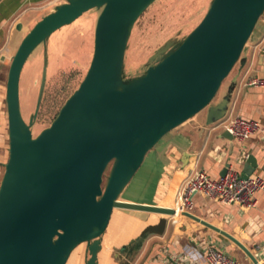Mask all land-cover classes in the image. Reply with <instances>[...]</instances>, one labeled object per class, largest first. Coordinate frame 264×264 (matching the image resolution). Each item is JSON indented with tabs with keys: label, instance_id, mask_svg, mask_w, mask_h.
Segmentation results:
<instances>
[{
	"label": "water",
	"instance_id": "obj_1",
	"mask_svg": "<svg viewBox=\"0 0 264 264\" xmlns=\"http://www.w3.org/2000/svg\"><path fill=\"white\" fill-rule=\"evenodd\" d=\"M154 1L65 0L37 21L18 45L5 89L8 158L0 181V264H66L81 244L88 253L85 264H97L114 209L168 218L176 215L173 209L127 203L119 196L145 155L166 134L202 111L204 127L225 118L229 97L211 102L240 60L264 13V0H211L186 37L165 43L142 74L126 78L124 56L133 25ZM91 10L99 14L86 74L49 127L33 136L31 128L45 84V44L52 34ZM40 45L44 63L39 95L35 112L25 122L19 80L25 62ZM221 136L233 146L228 132ZM189 156L183 153L184 165ZM238 162L255 168L251 155L240 156ZM229 167L224 166L220 177ZM181 216L220 234L252 264H259L229 233L191 213ZM167 224L161 218L148 225L114 256H130L139 250L133 251L132 244L140 239L141 247L147 236H161Z\"/></svg>",
	"mask_w": 264,
	"mask_h": 264
},
{
	"label": "crops",
	"instance_id": "obj_2",
	"mask_svg": "<svg viewBox=\"0 0 264 264\" xmlns=\"http://www.w3.org/2000/svg\"><path fill=\"white\" fill-rule=\"evenodd\" d=\"M41 1L43 2V0L0 1V178L4 170L3 165L8 158L5 102L7 71L11 54L37 22V15L51 5L46 2L40 4ZM31 12L37 13L32 15L33 17H26ZM263 46L264 15L257 22L232 75L224 85H221L217 93L214 104L229 97L225 118L212 126L204 127L205 115L202 118L197 115L166 134L145 155L141 166L119 196L120 201L173 209L177 193L192 171H203L211 180H217L226 164H230L228 170L236 172L239 176L247 173L249 178L264 179V57L260 51ZM3 73L4 81L1 79ZM251 79L261 81V85H248ZM236 117L256 121L260 129L243 143L233 140L231 147L230 142L222 138L223 130L218 125L227 118ZM185 152L190 155L187 165L183 162ZM147 155L151 156L150 159L148 157V162ZM249 155L254 157L255 168L238 162L240 156ZM145 162L148 164L146 167ZM153 168L156 169L154 174L156 180L151 184L150 176L155 173ZM129 189L130 193H126ZM253 199L255 205L245 208L212 202L195 195L190 213L232 235L254 255L259 264H264V191L255 193ZM126 214L132 221L125 226V230L128 231L126 236L117 240L118 248L137 238L145 227L156 224L158 219L168 220L161 236H147L139 250L131 254L133 257L130 264H208L205 261V249L208 248L222 250L241 264H252L232 242L190 218L179 215L176 222L171 224L170 218L163 215L135 211H128ZM139 215L145 216V219L141 220ZM109 237L103 234L97 264H103L108 253L116 252L112 249L114 241L111 242ZM101 256L102 259L99 261ZM120 256L128 257L121 254ZM113 258L109 264L122 263V258Z\"/></svg>",
	"mask_w": 264,
	"mask_h": 264
},
{
	"label": "rangeland",
	"instance_id": "obj_3",
	"mask_svg": "<svg viewBox=\"0 0 264 264\" xmlns=\"http://www.w3.org/2000/svg\"><path fill=\"white\" fill-rule=\"evenodd\" d=\"M45 2L46 0H43L40 4ZM210 2L211 0H155L133 25L124 56L125 77L131 78L142 74L148 66L153 64L149 60L150 57L163 47L165 43L169 41L173 43L178 42L186 37L199 24ZM58 4H51L46 7L37 15L36 20L39 21L42 18L41 15L51 12ZM36 13H28L26 17L35 15ZM98 14L99 11L97 10H91L83 14L72 24L52 34L47 40L45 44L47 53L45 84L39 110L31 128L33 136L38 135L40 131L49 127L65 101L83 80L92 57L94 31ZM14 53L11 55L13 56ZM43 63L44 48L43 45H40L29 56L21 71L19 80V106L21 116L25 122L29 121L36 109ZM237 63L221 85H224L226 80L232 75ZM4 77L5 73L1 75L3 81ZM216 97L217 94L211 104L215 102ZM204 115L205 111L198 114L200 118ZM148 157L150 159L151 156L147 155V162L149 161ZM146 165L148 164L145 162L144 167ZM153 172H155L153 176H150L151 184L156 180L154 176L156 169ZM130 189L126 193H130ZM150 193L149 189L148 194ZM126 212L128 211L121 209L114 210L111 214L108 227L104 232L105 236H110L111 242L114 241L112 249L116 250L117 253L120 252V248L117 247L116 242L118 239H122L121 237L126 236L128 231L125 230V226L129 224L128 222L132 221L126 216ZM139 217L141 220L145 219L143 215H139ZM115 253H108V256L104 257L103 264H109L110 260L113 261ZM132 257L131 255L125 258L121 257V262L123 264H130ZM87 259L86 246L85 244H81L71 252L66 264H85ZM101 259L102 256L99 258V261Z\"/></svg>",
	"mask_w": 264,
	"mask_h": 264
},
{
	"label": "built area",
	"instance_id": "obj_4",
	"mask_svg": "<svg viewBox=\"0 0 264 264\" xmlns=\"http://www.w3.org/2000/svg\"><path fill=\"white\" fill-rule=\"evenodd\" d=\"M65 0H46L47 4L62 3ZM261 55L264 57V46ZM250 86H260L261 81L251 79ZM230 134L237 143H243L254 136L260 129L258 122L240 117L227 118L218 125ZM245 158V157H244ZM264 191V179L253 177L242 179L236 172L227 170L223 177L211 180L203 171H192L191 175L177 193V200L173 210L176 215L170 218L172 223L181 213H190L193 208V197L200 195L212 202L224 205L251 208L255 205L253 196ZM205 261L208 264H241L222 250L205 249Z\"/></svg>",
	"mask_w": 264,
	"mask_h": 264
},
{
	"label": "trees",
	"instance_id": "obj_5",
	"mask_svg": "<svg viewBox=\"0 0 264 264\" xmlns=\"http://www.w3.org/2000/svg\"><path fill=\"white\" fill-rule=\"evenodd\" d=\"M139 247H140V239H138L134 244H132V245L130 246V248L133 249V251L138 250ZM121 264H123V263H121Z\"/></svg>",
	"mask_w": 264,
	"mask_h": 264
}]
</instances>
